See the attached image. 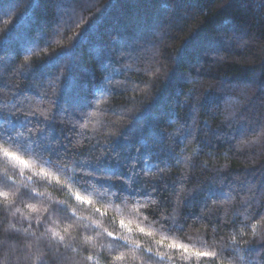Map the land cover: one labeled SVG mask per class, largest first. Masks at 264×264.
Listing matches in <instances>:
<instances>
[{"label": "trees", "instance_id": "obj_1", "mask_svg": "<svg viewBox=\"0 0 264 264\" xmlns=\"http://www.w3.org/2000/svg\"><path fill=\"white\" fill-rule=\"evenodd\" d=\"M27 128L38 150L74 157L70 141L122 132L81 165L97 183L156 199L154 215L180 202L194 241L222 248L245 229L252 243L220 261L264 262L245 219L264 212V0H0V131Z\"/></svg>", "mask_w": 264, "mask_h": 264}, {"label": "clouds", "instance_id": "obj_2", "mask_svg": "<svg viewBox=\"0 0 264 264\" xmlns=\"http://www.w3.org/2000/svg\"><path fill=\"white\" fill-rule=\"evenodd\" d=\"M33 56L23 55L17 66L27 64ZM93 102L98 109L105 101L95 98ZM88 127L79 123L71 131L78 137L77 128L83 132ZM34 131L27 128V136L17 130L0 131V264H203L206 257L214 258L211 264H224L220 261L223 249L252 243L245 238L249 235L245 229L229 233L227 243L222 237V248L215 240L194 241L187 226L176 224L180 202L170 214L161 211L154 215L156 199L121 196L97 183L96 174L81 165L104 157L122 132L107 133L110 139L103 146L97 141L91 149L82 139L70 141L74 157L38 150ZM221 134L228 131L217 132ZM257 194L256 190L247 208L256 203ZM210 201L216 203L208 196L205 207ZM256 212H248L245 219L250 218L251 237L262 244L264 232L257 228L264 225V212L259 216ZM205 245L207 253L214 255L200 254L204 252L198 249ZM227 264L264 262L237 255Z\"/></svg>", "mask_w": 264, "mask_h": 264}, {"label": "snow or ice", "instance_id": "obj_3", "mask_svg": "<svg viewBox=\"0 0 264 264\" xmlns=\"http://www.w3.org/2000/svg\"><path fill=\"white\" fill-rule=\"evenodd\" d=\"M7 23V22H6ZM19 108V107H18ZM33 115H35V113H33ZM43 115V114H42ZM93 115H95V113H93ZM45 119H47V117H45ZM161 171H163V169H161ZM264 249V248H262ZM201 255H206V256H211V255H214L213 253H207V252H204V253H200Z\"/></svg>", "mask_w": 264, "mask_h": 264}]
</instances>
